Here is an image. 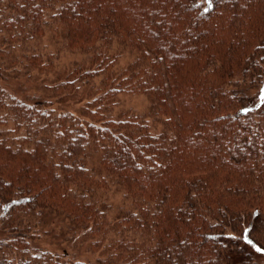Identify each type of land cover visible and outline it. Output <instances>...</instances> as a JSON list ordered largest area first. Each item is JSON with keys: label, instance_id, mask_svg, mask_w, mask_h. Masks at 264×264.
Wrapping results in <instances>:
<instances>
[{"label": "trees", "instance_id": "1", "mask_svg": "<svg viewBox=\"0 0 264 264\" xmlns=\"http://www.w3.org/2000/svg\"><path fill=\"white\" fill-rule=\"evenodd\" d=\"M0 127V264H264V0H0Z\"/></svg>", "mask_w": 264, "mask_h": 264}, {"label": "rangeland", "instance_id": "2", "mask_svg": "<svg viewBox=\"0 0 264 264\" xmlns=\"http://www.w3.org/2000/svg\"><path fill=\"white\" fill-rule=\"evenodd\" d=\"M41 46L44 45L47 50L49 49H55L60 46H62V43L59 39L53 37L52 35H47L43 38V40L39 43ZM82 57V54L80 52H68L64 49H60L58 53V58L61 63H68L72 59H76L79 57ZM128 54L125 53L120 59L119 63L120 65H123L128 60L127 58ZM78 104H73L72 107H77ZM148 107V102L146 99V96L144 94L140 93H120L118 95L117 104L113 107L112 111L117 112L120 109H132L133 111L137 113L143 114ZM1 133H4L5 135H11V133L8 131L6 127H0ZM97 197H99V200L103 201L105 204L108 205V210L111 208V205L114 207V205H117L119 200L118 194H113V191L110 190L108 192H98ZM111 211V210H110ZM110 213V212H109Z\"/></svg>", "mask_w": 264, "mask_h": 264}]
</instances>
